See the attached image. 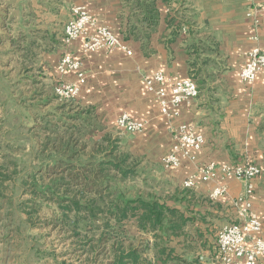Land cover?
Returning a JSON list of instances; mask_svg holds the SVG:
<instances>
[{
	"label": "crops",
	"instance_id": "0c3cea01",
	"mask_svg": "<svg viewBox=\"0 0 264 264\" xmlns=\"http://www.w3.org/2000/svg\"><path fill=\"white\" fill-rule=\"evenodd\" d=\"M70 1L85 6L96 25L111 30L131 53L120 48L85 51L82 37L68 43L61 37L57 47L43 55L41 69L52 90L59 82L73 81V71L60 74L56 69L62 54L71 52L81 60L86 74L74 106L92 108L106 132L117 131L116 119L122 113L145 121L141 132H118L120 145L147 164L160 167L158 174L167 194L162 201L190 217L184 233L191 241L183 235L174 239L186 247L190 242L198 250L193 264H221L215 257L216 232L221 225L239 219L242 202L238 197L246 187L245 182L223 177L218 171L214 179L198 180L192 189L182 188L183 180L205 162L215 161L219 168L227 162L248 161L260 167L248 201L262 222L258 236L264 238V69L251 84L244 85L239 78L248 52L254 47L264 52V15L259 11L248 15L264 0H155L158 23L147 36L142 30L138 35L128 32L130 12L122 0ZM196 70L205 74L204 79L196 78L199 97L180 104L178 116L167 119L143 77L162 71L170 79H182L195 76ZM179 122L194 124L205 142L195 152V162L184 158L178 167L165 170L160 160L172 144L171 128ZM218 184L227 186L226 195L208 200ZM130 221L137 228L136 221ZM257 264H264V257Z\"/></svg>",
	"mask_w": 264,
	"mask_h": 264
},
{
	"label": "rangeland",
	"instance_id": "374dc122",
	"mask_svg": "<svg viewBox=\"0 0 264 264\" xmlns=\"http://www.w3.org/2000/svg\"><path fill=\"white\" fill-rule=\"evenodd\" d=\"M72 5L70 0H0V264L108 263L105 215L85 222L86 228L72 222L77 212L71 200L86 203L95 197L89 186L82 187V177L73 178L72 167L87 164L95 152L97 158L124 159L129 169L125 176L108 169L113 179L103 195L121 191L160 200L167 195L160 167L123 148L121 130H102L92 108L54 95L41 65L63 38ZM204 75L196 70L193 78ZM125 232L123 244L141 251L139 264H158L164 244L179 255L167 264H193L198 251L159 230L139 231L131 221Z\"/></svg>",
	"mask_w": 264,
	"mask_h": 264
},
{
	"label": "built area",
	"instance_id": "2783aa9c",
	"mask_svg": "<svg viewBox=\"0 0 264 264\" xmlns=\"http://www.w3.org/2000/svg\"><path fill=\"white\" fill-rule=\"evenodd\" d=\"M71 15L62 28L63 41L68 43L77 38H83L82 48L85 51L97 49L112 50L120 48L130 54L126 43L107 27L96 25L94 16L85 6L73 4ZM259 11L264 15V1L250 9L248 15ZM253 12V13H252ZM256 21V19H255ZM89 29H94L90 33ZM58 73L73 71L75 78L71 82H59L53 86V93L63 101L74 99L80 87L85 83L86 74L82 69V62L71 52H64L57 63ZM264 69V52L254 47L248 52V59L241 67L239 78L244 85L251 84L257 74ZM145 86L151 92L159 105L160 112L167 119L172 120L179 114L182 103L189 104L200 95L199 82L193 76L182 79H170L162 71H155L143 77ZM145 121L133 119L127 113L120 114L116 119L119 130L128 133H138L145 128ZM172 144L160 160L163 169L178 167L181 160L186 158L196 161L195 152L205 142L204 135L192 123L179 122L171 128ZM196 173L189 175L182 182V188L192 189L198 180L209 181L217 176L218 171L223 177H233L246 184L245 190L238 200L242 202L239 219L221 225L216 232V259L221 264H257L264 257V238L258 236L262 222L250 209L248 196L253 189V179L260 175V167L253 162H227L219 168L215 161H208L197 165ZM227 186L218 184L207 195L208 200L216 201L225 196Z\"/></svg>",
	"mask_w": 264,
	"mask_h": 264
},
{
	"label": "trees",
	"instance_id": "16d2710c",
	"mask_svg": "<svg viewBox=\"0 0 264 264\" xmlns=\"http://www.w3.org/2000/svg\"><path fill=\"white\" fill-rule=\"evenodd\" d=\"M130 15L128 17V32L147 36L149 30H153L158 23V11L155 0H122ZM180 23V20L176 26ZM140 27H139V26ZM147 28V29H146ZM105 154V153H104ZM99 152L91 155V160L87 164L73 165V178L82 177L84 184L94 191L95 197L86 203L71 200L75 212L73 225L82 224L86 228L85 222L93 223L100 214H104L103 227L108 233V238L103 243L111 240V257L107 264H139L142 259L141 251L131 244L124 245L126 224L130 219H135L139 231L159 230L163 234L171 237H178L184 234V227L190 221V217L185 216L178 208L168 205L156 197L135 194L127 196L124 192H108L113 177L109 175L108 169L115 170L118 174L126 175L128 168L123 167L124 159H105V156L97 158ZM110 156V155H109ZM88 188V187H87ZM112 198L106 200V198ZM69 208V207H66ZM67 214L63 215L64 220L69 222ZM175 248L166 244L158 249L161 258L158 264H167L168 261L178 260L179 255L175 253Z\"/></svg>",
	"mask_w": 264,
	"mask_h": 264
}]
</instances>
